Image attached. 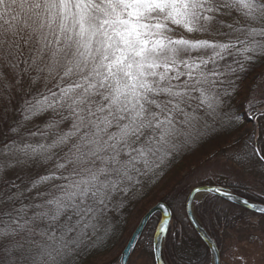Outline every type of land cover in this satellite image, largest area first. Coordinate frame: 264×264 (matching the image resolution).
I'll return each mask as SVG.
<instances>
[{"label": "snow or ice", "instance_id": "snow-or-ice-1", "mask_svg": "<svg viewBox=\"0 0 264 264\" xmlns=\"http://www.w3.org/2000/svg\"><path fill=\"white\" fill-rule=\"evenodd\" d=\"M213 140L216 183L177 193L155 226L180 239L173 264H216L181 238L201 207L227 218L243 176L264 204V0H0V264H75Z\"/></svg>", "mask_w": 264, "mask_h": 264}, {"label": "trees", "instance_id": "trees-1", "mask_svg": "<svg viewBox=\"0 0 264 264\" xmlns=\"http://www.w3.org/2000/svg\"><path fill=\"white\" fill-rule=\"evenodd\" d=\"M259 70L260 69L257 68V71ZM226 147L227 142L213 140L203 144L195 151L177 156L169 165L171 170L165 169L167 174H161L163 176L162 179L157 177L158 182L155 180L149 182L142 191H138L132 196L131 202L127 203L123 209L115 214L117 216V219L114 221L116 227L111 239H108L106 243L93 244L85 247L75 259V264H96L99 259L110 254L120 245L128 234L129 236L131 235L132 231L130 232V229L136 219H140L151 206L160 201L167 205L171 204L174 202L177 193L187 192L193 187V185H196V183L189 181L191 175H193L194 171H197L202 164L210 160V157L214 152L217 153L219 159L224 160V157L220 156L219 152L220 149ZM215 183L216 180L208 179L205 182H202V185H214ZM234 193L247 199H255L256 202L259 203V198L256 197L255 189L248 188L246 190L245 184L243 183H234ZM209 196L210 195L204 199L205 202L208 201ZM231 205L233 206L229 207L228 203L223 204L225 212L228 213L227 218L221 214L219 220H217L216 216H213L211 221H209L208 213L205 211L204 207H201L197 214L199 219L203 217L201 223L213 237L219 249H221L220 243L222 241V233L224 230L234 228L239 225L241 221H247L252 217H264V215L253 213L233 203H231ZM159 219V213H156L150 219L141 235L137 247L143 246L147 251H152V249H149L145 237L150 233L154 236L156 229L155 226L158 224ZM181 239L184 240V244L187 248L197 251L201 257L205 255L207 249V255L211 259L208 247L199 237L193 226L187 230L186 237H182ZM179 246L180 239H178L174 231L170 229L167 232L164 243V251L168 264H173V261L180 255Z\"/></svg>", "mask_w": 264, "mask_h": 264}, {"label": "rangeland", "instance_id": "rangeland-1", "mask_svg": "<svg viewBox=\"0 0 264 264\" xmlns=\"http://www.w3.org/2000/svg\"><path fill=\"white\" fill-rule=\"evenodd\" d=\"M223 161L219 158L206 161L197 171H194L189 181L196 183V185H202V182L208 179L215 180V177L212 176V170L221 167ZM205 171H207V175L204 174ZM247 179L246 176H243L239 183L246 184ZM207 196H202L203 200ZM138 220L136 219L130 232L133 231ZM128 239L129 234L116 249L99 259L96 264H118L119 257ZM220 247L221 264H264V217H252L247 221H241L234 228L224 230ZM131 258L132 261H136V264H144V261L153 259L150 252L143 246L136 247ZM132 261H129V264H132Z\"/></svg>", "mask_w": 264, "mask_h": 264}, {"label": "water", "instance_id": "water-1", "mask_svg": "<svg viewBox=\"0 0 264 264\" xmlns=\"http://www.w3.org/2000/svg\"><path fill=\"white\" fill-rule=\"evenodd\" d=\"M205 186L211 187L213 185L206 184ZM194 195H195V193H194ZM200 195L201 196H207L210 194L207 193V191H205L204 189H202ZM235 195H236L237 199L235 201H231V203H233L239 207H242L244 209H247L253 213L260 214L258 209L260 207H264V204L256 202V209L247 208L242 203V201L244 199H247V198L239 196L237 194H235ZM191 210L192 209L190 207L189 211L191 212ZM167 211H168L167 204L160 201V202L154 204L153 206H151L144 213V215L138 220L137 225L135 226L131 235L129 236V239L126 242L125 246L126 245H130V246L127 247L126 251H123L125 249V246H124V248L121 252V255L119 257V263L118 264H125L127 257L131 256L133 254V252L136 249L137 244H138V242L141 238V235H142L143 231L145 230L148 222L156 213L160 214V219H159L158 223H160L162 220H168V223L170 225L171 220L165 215V213ZM196 218L199 219L198 217H196ZM192 226L194 227V229H196L195 224H193ZM196 232L199 235V237L202 239V241L205 243V245L208 247L210 254H211V259L215 258L216 264H221L220 250H219L215 240L213 239V237L209 234V232L206 230V228L204 227V225L201 222L199 224V231H196ZM166 236H167V232L161 233L157 228L155 229L154 236H153V245H152V251L153 250L155 251V257H154L155 264H168L166 256H165V251H164V243H165ZM128 264H129V262H128Z\"/></svg>", "mask_w": 264, "mask_h": 264}]
</instances>
